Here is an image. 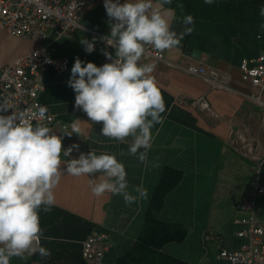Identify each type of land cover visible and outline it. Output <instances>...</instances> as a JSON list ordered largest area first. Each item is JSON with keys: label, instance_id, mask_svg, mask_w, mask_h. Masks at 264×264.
I'll return each mask as SVG.
<instances>
[{"label": "crops", "instance_id": "1", "mask_svg": "<svg viewBox=\"0 0 264 264\" xmlns=\"http://www.w3.org/2000/svg\"><path fill=\"white\" fill-rule=\"evenodd\" d=\"M177 3L183 4L182 10L176 7ZM262 4L264 0H215L212 5L205 4L204 0H173L171 5L164 6L165 9H173L177 20L191 14L195 24L194 31L184 37L178 48L165 51L166 59L188 65L191 62L198 64L205 58L209 67L228 73L234 87L250 92L249 87L238 85L239 66L244 59H255L264 54V29L259 27L264 22L259 15ZM154 6H159V0H154ZM108 21L104 0H97L83 8L80 29L71 37L51 39L49 43L11 37L0 25V69L47 44L51 56L71 58L66 73L45 72V89L40 98L60 125L68 127L50 128L54 134L71 131L72 120L80 119L81 134L65 135L62 140L65 149L73 144L79 145V150L72 153L73 158L92 148L97 154H118L121 149L126 151L131 143V138L118 143L98 136L102 124L88 121L83 111L74 108L75 93L67 86L77 56L82 61L99 65V52L86 53L80 40L91 41L100 34L108 35ZM173 28L182 30L178 22L173 23ZM140 63L156 65L152 75L166 104L163 123L152 129L149 151V160L158 157L161 166L155 169L150 165L145 167L131 156H118V159L125 165L129 191L142 185L148 191V199H138L132 205H126L119 195L105 193L96 197L91 191L93 178L66 174L54 190V206L92 222L96 225L95 231L106 234L110 247L102 264H116L120 256L132 250L163 174L168 169L177 171L181 173V179L165 196L162 208L154 217L166 224L183 226L187 237L183 242L168 244L165 252L184 264H231L219 259V248L236 251L243 244L244 241L236 235L242 228L236 205L248 186L259 179L262 167L260 161L235 150L231 129L247 130L255 139L257 150L264 154L260 111L246 99L226 91L211 90L199 77L164 62L142 57ZM201 96L207 97L212 109L220 116L218 120L177 102L179 98ZM72 157L61 154L62 162ZM101 177V173L95 174L97 182ZM261 182L264 184V180ZM256 221L264 225V198L258 199ZM11 264H32L31 256L24 260L13 258Z\"/></svg>", "mask_w": 264, "mask_h": 264}, {"label": "clouds", "instance_id": "2", "mask_svg": "<svg viewBox=\"0 0 264 264\" xmlns=\"http://www.w3.org/2000/svg\"><path fill=\"white\" fill-rule=\"evenodd\" d=\"M173 0H104L109 18L110 32L101 37L108 47L115 49L113 56L107 48L103 55L111 62L97 66L82 61L78 56L71 68L67 86L75 93L76 110L83 111L88 121L102 124L98 136L124 143L131 138L127 150L118 154L95 149L81 152L73 158L78 144L63 148L64 136L81 134L80 119L72 120L71 131L56 135L39 121L46 119L43 105L26 115L17 112L7 99H0V264H11L13 258L21 260L38 254L50 257V251L40 245L43 229L40 213L48 214L56 203L55 188L64 175L93 178L92 194L119 195L126 205L138 199H148L142 185L129 191L127 171L119 157H134L140 164L159 168V158L149 160L152 147V129L162 124L166 104L158 82L152 75L154 63H140L146 46L163 53L176 49L186 35L194 31L195 19L185 14L177 20L174 10L165 9ZM212 5L215 0H204ZM176 7L183 9L182 3ZM259 15L264 18V4ZM182 26L181 31L173 23ZM264 29V22L259 26ZM96 37L83 38L84 51H95ZM33 120L37 122L34 124ZM63 157H72L62 162ZM101 173L98 182L95 174ZM133 192L136 194L134 195Z\"/></svg>", "mask_w": 264, "mask_h": 264}, {"label": "built area", "instance_id": "3", "mask_svg": "<svg viewBox=\"0 0 264 264\" xmlns=\"http://www.w3.org/2000/svg\"><path fill=\"white\" fill-rule=\"evenodd\" d=\"M97 0H0V25L11 37L38 43H49L51 39L58 40L71 37L81 28L83 8ZM106 35H98L95 50L99 52V65L109 61L102 53L107 50L115 55V49L108 47L100 39ZM145 59L164 62L172 68L179 69L202 79L211 90H222L238 95L255 105L260 111L261 125L264 127V54L255 59L241 61L239 86H247L251 90L245 92L232 85V77L223 71L209 67L206 59L196 63L183 65L170 62L165 52L161 53L151 46H146ZM71 66V58H55L49 53V45L18 57L0 69V99L10 101L17 112L30 115L43 105L41 94L45 89L44 74L50 70L57 74L66 73ZM181 105H189L195 110L209 114L218 120L216 113L206 96L198 98H179ZM46 107V106H45ZM8 113L0 114H10ZM37 121L33 120L35 124ZM49 128L60 125L56 117L47 109L46 119L39 121ZM232 142L235 150L252 160L264 165V154L255 145V139L247 130L231 129ZM259 198H264V184L257 179L252 182L236 205V213L241 229L236 235L244 242L236 251L219 248V259L231 264H264V225L256 221V209ZM110 247L106 234L94 231L82 243V256L89 264H102Z\"/></svg>", "mask_w": 264, "mask_h": 264}, {"label": "trees", "instance_id": "4", "mask_svg": "<svg viewBox=\"0 0 264 264\" xmlns=\"http://www.w3.org/2000/svg\"><path fill=\"white\" fill-rule=\"evenodd\" d=\"M180 179V172L165 171L132 250L120 256L116 264H184L167 254L165 247L183 242L187 230L179 224H166L154 217L162 208L165 196ZM40 224L43 229L40 245L51 255L46 259L32 255V264H89L82 256V243L95 231V224L56 206L48 214L40 213Z\"/></svg>", "mask_w": 264, "mask_h": 264}, {"label": "water", "instance_id": "5", "mask_svg": "<svg viewBox=\"0 0 264 264\" xmlns=\"http://www.w3.org/2000/svg\"><path fill=\"white\" fill-rule=\"evenodd\" d=\"M259 179L264 180V165L259 170Z\"/></svg>", "mask_w": 264, "mask_h": 264}, {"label": "rangeland", "instance_id": "6", "mask_svg": "<svg viewBox=\"0 0 264 264\" xmlns=\"http://www.w3.org/2000/svg\"><path fill=\"white\" fill-rule=\"evenodd\" d=\"M1 46H2V45H1V40H0V49H1Z\"/></svg>", "mask_w": 264, "mask_h": 264}]
</instances>
